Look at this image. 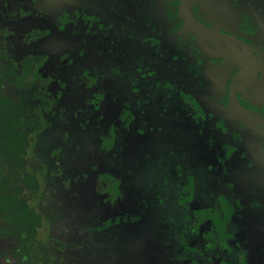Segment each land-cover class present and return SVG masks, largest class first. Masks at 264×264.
<instances>
[{
  "label": "flooded vegetation",
  "instance_id": "obj_1",
  "mask_svg": "<svg viewBox=\"0 0 264 264\" xmlns=\"http://www.w3.org/2000/svg\"><path fill=\"white\" fill-rule=\"evenodd\" d=\"M0 3L33 29L24 42L55 45L14 36L0 65L31 62L36 132L54 115L57 264H264V0ZM14 245L0 235V264Z\"/></svg>",
  "mask_w": 264,
  "mask_h": 264
},
{
  "label": "trees",
  "instance_id": "obj_2",
  "mask_svg": "<svg viewBox=\"0 0 264 264\" xmlns=\"http://www.w3.org/2000/svg\"><path fill=\"white\" fill-rule=\"evenodd\" d=\"M21 59L17 65H0V235L15 241L11 249L15 264H57L56 260L61 256L55 245H60L68 236V199H65L64 190L67 189L63 183L67 179L51 175V170H65L67 161L57 164L59 158L52 155L56 144L54 115L44 113L51 123L36 132L39 128L36 104L39 91L32 82H27L32 74L31 62ZM4 89H12L14 96L5 93ZM44 102L43 99L42 109L48 105ZM56 103L60 106L62 97ZM33 134V149L29 153ZM41 165L47 169L34 208L30 199L40 186L37 174ZM43 223L48 239L40 241L37 236L43 230ZM77 238L82 240L81 236Z\"/></svg>",
  "mask_w": 264,
  "mask_h": 264
},
{
  "label": "rangeland",
  "instance_id": "obj_3",
  "mask_svg": "<svg viewBox=\"0 0 264 264\" xmlns=\"http://www.w3.org/2000/svg\"><path fill=\"white\" fill-rule=\"evenodd\" d=\"M1 4V3H0ZM5 8L2 6L0 7V43L2 44V46H7V50H11V48H14V46H18V41H16V39L12 38L14 36H16V38H19L20 41L24 42V39H26L25 36H27V34L29 32H31V30L33 29H29L28 27H26V24H21V16L17 15L15 12H6L4 11ZM21 22V23H20ZM8 32H9V36H8ZM51 36L42 40V42L37 41V39L35 40H30L28 43L24 42L25 45H27V50L29 51V54H40V53H50L53 50L52 46H55L54 43L48 42L50 41ZM45 41V43H44ZM1 46V47H2ZM61 163H65L64 160H62ZM71 174H74V171H69ZM81 176H82V172ZM63 176H66L63 174ZM66 178V177H65ZM70 179V177H67ZM66 181V180H65ZM63 181L65 187L67 188L66 182ZM69 183V182H68ZM67 183V184H68ZM69 186V185H68ZM74 186V184H73ZM63 190V189H62ZM61 190V192H62ZM65 194H66V198L68 199V197L70 196L68 190H64ZM76 193V192H75Z\"/></svg>",
  "mask_w": 264,
  "mask_h": 264
}]
</instances>
